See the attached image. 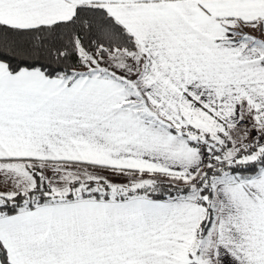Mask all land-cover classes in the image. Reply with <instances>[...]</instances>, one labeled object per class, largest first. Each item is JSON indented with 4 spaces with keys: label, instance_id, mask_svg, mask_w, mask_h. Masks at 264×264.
I'll list each match as a JSON object with an SVG mask.
<instances>
[{
    "label": "snow or ice",
    "instance_id": "1",
    "mask_svg": "<svg viewBox=\"0 0 264 264\" xmlns=\"http://www.w3.org/2000/svg\"><path fill=\"white\" fill-rule=\"evenodd\" d=\"M0 264H264V0H0Z\"/></svg>",
    "mask_w": 264,
    "mask_h": 264
}]
</instances>
